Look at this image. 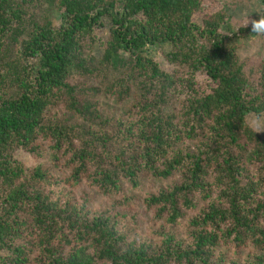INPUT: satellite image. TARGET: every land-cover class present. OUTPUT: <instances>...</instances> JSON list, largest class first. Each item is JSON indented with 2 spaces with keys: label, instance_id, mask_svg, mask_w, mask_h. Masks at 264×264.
<instances>
[{
  "label": "trees",
  "instance_id": "16d2710c",
  "mask_svg": "<svg viewBox=\"0 0 264 264\" xmlns=\"http://www.w3.org/2000/svg\"><path fill=\"white\" fill-rule=\"evenodd\" d=\"M203 3L0 0V264H264V61Z\"/></svg>",
  "mask_w": 264,
  "mask_h": 264
},
{
  "label": "rangeland",
  "instance_id": "374dc122",
  "mask_svg": "<svg viewBox=\"0 0 264 264\" xmlns=\"http://www.w3.org/2000/svg\"><path fill=\"white\" fill-rule=\"evenodd\" d=\"M227 12V18H230V22L236 26H244L247 23V18L251 19V15L258 11H261L264 6L261 4L260 0H204L202 10L194 15L196 20L201 19V17L210 16L215 12L225 10ZM101 38H105L107 32L100 30L97 32ZM237 54L239 58L245 64V70L247 76L252 82H256L258 72L257 68L260 63L264 61V36H244L237 42ZM162 59L161 57L159 58ZM17 90L9 92V95L16 94ZM102 105H105L109 109H114L116 106L114 101L100 100ZM16 157L22 161L26 166H32L34 163V158L24 152L23 150H18L16 152ZM112 203V198H100L98 199L97 205L94 206V210L98 209L99 206H109ZM127 207V206H125ZM130 209H135L136 207L131 206ZM140 212V210H138ZM139 215L143 218H137V222L142 223L139 228V237L143 240L153 239L151 238V230L157 229L160 225L151 219V216L144 212ZM122 224L127 225L122 222ZM151 228V229H150Z\"/></svg>",
  "mask_w": 264,
  "mask_h": 264
},
{
  "label": "clouds",
  "instance_id": "9594fccd",
  "mask_svg": "<svg viewBox=\"0 0 264 264\" xmlns=\"http://www.w3.org/2000/svg\"><path fill=\"white\" fill-rule=\"evenodd\" d=\"M249 17L247 18V23L245 24V26L250 23L251 31L253 34H256L257 36H264V14H259L258 19L250 20Z\"/></svg>",
  "mask_w": 264,
  "mask_h": 264
}]
</instances>
